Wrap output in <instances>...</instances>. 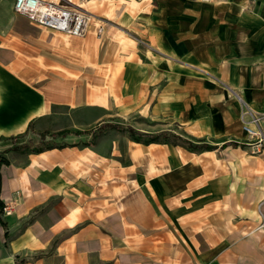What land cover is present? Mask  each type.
Returning a JSON list of instances; mask_svg holds the SVG:
<instances>
[{
    "label": "crops",
    "instance_id": "obj_1",
    "mask_svg": "<svg viewBox=\"0 0 264 264\" xmlns=\"http://www.w3.org/2000/svg\"><path fill=\"white\" fill-rule=\"evenodd\" d=\"M42 1L91 20L71 37L0 0V264L253 262L255 243L264 247V151L203 139L241 134L230 92L264 114V0L251 14L247 0ZM116 36L119 116L163 118L214 150L129 142L119 123L94 134L117 123L102 120L111 106L80 94L79 56L110 61L100 54Z\"/></svg>",
    "mask_w": 264,
    "mask_h": 264
},
{
    "label": "rangeland",
    "instance_id": "obj_2",
    "mask_svg": "<svg viewBox=\"0 0 264 264\" xmlns=\"http://www.w3.org/2000/svg\"><path fill=\"white\" fill-rule=\"evenodd\" d=\"M207 1H217V0H207ZM256 0H247V3L244 6V12L246 14L254 13L256 8L255 6ZM107 43L112 49L111 52H105V54H100L101 57H110V61L102 63L101 61L93 62L92 55L80 54V73L78 77L79 90L80 94H82L85 99L91 100L94 104H105L108 107L111 106V110L109 112L110 116H105L102 120H107L108 122L117 123L115 125L121 124L128 127H132L135 131L139 129L147 130V131H160L161 136L158 138V142L163 143H172L174 145L181 146L185 148V144L182 142L184 139V134L180 131V129L176 125L168 124L167 121L163 118L152 119L149 117L143 118L140 117L136 112L127 115L126 117L119 116V86L115 84V78L119 74V66L121 57L123 54L121 53V49L123 47V42L120 36L116 37H108ZM108 50V49H107ZM99 55H94L96 58ZM64 76H67L64 72ZM69 77V75L67 76ZM83 90V91H81ZM231 97L236 102L238 107V117H239V131L241 134L233 135L230 133H223L218 135L216 139H203L207 143L217 142L219 144L220 141H235L245 147V151H247L250 155L257 154L251 151L250 145H252L255 141V138L248 136L244 131L245 127H253L256 126L257 130L260 131L262 135H264V114L258 113L250 107L246 106L240 97L238 91L230 92ZM91 97V98H90ZM111 99V102L107 100ZM114 100V101H113ZM81 104H86L87 101L80 102ZM138 103L132 102L131 105L134 106ZM134 108V107H133ZM86 118V119H85ZM90 121V117L88 115H83L80 113V129H84L88 126ZM86 122L85 124H83ZM119 126V125H118ZM244 126V127H243ZM92 127V126H91ZM138 132V131H137ZM120 139L124 137L129 140V142H136L135 137L131 136L128 132H124L121 134ZM163 136L167 137L164 139ZM84 139V138H83ZM146 140V137H141L138 139L139 144H143ZM86 142V140H79V145H82ZM64 144L66 142H63ZM264 147V143H263ZM196 153L197 151H192ZM204 159H212V154H207L203 156ZM202 157V158H203ZM123 154H121L120 162H122ZM118 162V160H116ZM114 167V166H113ZM263 222L261 225H263ZM250 255V254H249ZM240 264H246L245 262ZM249 264H264V247L260 243H255L254 245V259L253 262L249 261Z\"/></svg>",
    "mask_w": 264,
    "mask_h": 264
},
{
    "label": "built area",
    "instance_id": "obj_3",
    "mask_svg": "<svg viewBox=\"0 0 264 264\" xmlns=\"http://www.w3.org/2000/svg\"><path fill=\"white\" fill-rule=\"evenodd\" d=\"M13 10L43 28L71 37H82L91 20L90 15L85 12L42 0H13ZM244 129L248 136L255 138L250 145L251 151H264V137L256 126ZM3 210L8 213V207Z\"/></svg>",
    "mask_w": 264,
    "mask_h": 264
},
{
    "label": "trees",
    "instance_id": "obj_4",
    "mask_svg": "<svg viewBox=\"0 0 264 264\" xmlns=\"http://www.w3.org/2000/svg\"><path fill=\"white\" fill-rule=\"evenodd\" d=\"M103 128H114V129H119V127L117 125H112V124H105L104 126L102 125L98 131H96V133L94 134H99L101 132V130ZM127 132L131 135V136H134L135 137V141L138 142V139L141 138V137H146V140L143 142V144H149V143H155V142H158V138L159 136H161V134H154V135H145V134H142V133H139L137 131H135L134 129L132 128H127L126 129ZM60 135L62 136H65L66 132L63 131L61 133H59ZM77 135L81 134L80 132H77L76 133ZM164 139H167V137L163 136ZM182 142L185 144V148L189 151H198V152H202V151H212L214 150L216 147L215 146H211V145H207L205 143H193L189 140H182ZM227 145H231V146H234V147H237V146H240L238 145L237 143H224L222 144L219 148L220 149H223L225 148Z\"/></svg>",
    "mask_w": 264,
    "mask_h": 264
},
{
    "label": "bare ground",
    "instance_id": "obj_5",
    "mask_svg": "<svg viewBox=\"0 0 264 264\" xmlns=\"http://www.w3.org/2000/svg\"><path fill=\"white\" fill-rule=\"evenodd\" d=\"M244 127V126H243Z\"/></svg>",
    "mask_w": 264,
    "mask_h": 264
}]
</instances>
